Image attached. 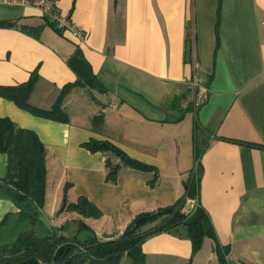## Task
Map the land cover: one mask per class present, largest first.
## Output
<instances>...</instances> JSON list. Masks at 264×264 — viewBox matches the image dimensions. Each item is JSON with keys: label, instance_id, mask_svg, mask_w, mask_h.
<instances>
[{"label": "crops", "instance_id": "crops-1", "mask_svg": "<svg viewBox=\"0 0 264 264\" xmlns=\"http://www.w3.org/2000/svg\"><path fill=\"white\" fill-rule=\"evenodd\" d=\"M57 5L83 39L56 31L34 6L0 4V22L11 23L0 27V117L37 135L46 169L43 205L16 201L5 179L8 156L0 153V223L24 210L38 237L115 238L137 214L183 197L193 170L226 263L264 264V0ZM76 51L101 90L68 88L78 78L68 63ZM32 74L27 103L51 110L66 88L62 113L40 116L7 98L5 88ZM91 139L111 142L156 172L121 165L115 182L106 181V156L84 147ZM80 197L97 216L65 207ZM214 244L205 237L193 253L179 226L146 238L141 252L145 264H219Z\"/></svg>", "mask_w": 264, "mask_h": 264}, {"label": "trees", "instance_id": "trees-1", "mask_svg": "<svg viewBox=\"0 0 264 264\" xmlns=\"http://www.w3.org/2000/svg\"><path fill=\"white\" fill-rule=\"evenodd\" d=\"M10 25L9 22H0V27ZM68 63L78 76L74 83L67 85L68 88L80 85L101 90L96 77L89 70L88 63L78 51L70 56ZM34 82L35 76L32 74L27 83L5 88V95L8 99L15 101L20 108L33 114L55 117L56 114L62 113L61 99L67 89L62 90L51 110L42 111L27 103ZM94 125L97 126V124ZM84 147L90 152H101L106 156L103 161L106 167V181L115 182L121 165L141 171L156 172L152 166L135 161L109 141L91 139L84 143ZM43 149L42 143L33 131L19 128L10 119L0 117V153H6L8 156L5 179L16 190L13 195L14 200L30 198L37 207L43 205L46 181ZM200 153L196 146L193 157L196 161ZM197 173L190 171L189 178L184 184L183 197L157 211L137 214L126 225L122 234L106 241H99L94 237L80 239L77 235L66 238L54 233L38 237L32 231L33 214L22 210L10 221H7L6 216L0 223L2 230L0 264H120L123 256L130 264H145V255L141 252V244L145 239L179 226L185 228L193 253L201 247L205 237H210L215 242L214 250L218 263L228 264L225 260L227 247L218 244L212 225L209 224V218L197 198L199 193V174ZM154 180L149 181L150 185H153ZM190 198L196 199L197 205L186 213L183 211L185 202ZM65 207L76 210L82 216L98 214L97 210L83 197ZM145 225L150 226L146 228ZM85 228V225L81 226V229L85 230Z\"/></svg>", "mask_w": 264, "mask_h": 264}, {"label": "built area", "instance_id": "built-area-1", "mask_svg": "<svg viewBox=\"0 0 264 264\" xmlns=\"http://www.w3.org/2000/svg\"><path fill=\"white\" fill-rule=\"evenodd\" d=\"M0 4H20V5H30L38 8L44 19H46L49 23H51L58 31L61 32H69L78 39L84 38V33L82 30H79L75 27V25L67 18L65 15L61 14L58 8V0H0ZM198 81L192 83L193 89L197 86ZM204 96L194 97L193 102L195 106L204 101ZM197 205V200L190 198L186 202V206L184 208V212H188L193 210Z\"/></svg>", "mask_w": 264, "mask_h": 264}, {"label": "rangeland", "instance_id": "rangeland-1", "mask_svg": "<svg viewBox=\"0 0 264 264\" xmlns=\"http://www.w3.org/2000/svg\"><path fill=\"white\" fill-rule=\"evenodd\" d=\"M85 233H86V229L84 230V236H85ZM79 235L83 236V234H79ZM79 238H82V237L79 236ZM89 238H93V237H89ZM94 238H96L99 241H106V240L112 239V238H103V237H94ZM120 264H128V261L126 263L125 259H123L122 257L120 260Z\"/></svg>", "mask_w": 264, "mask_h": 264}]
</instances>
